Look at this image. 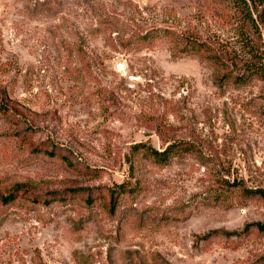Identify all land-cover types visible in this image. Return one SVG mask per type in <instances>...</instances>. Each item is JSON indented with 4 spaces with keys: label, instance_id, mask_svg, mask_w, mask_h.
Returning <instances> with one entry per match:
<instances>
[{
    "label": "rangeland",
    "instance_id": "obj_1",
    "mask_svg": "<svg viewBox=\"0 0 264 264\" xmlns=\"http://www.w3.org/2000/svg\"><path fill=\"white\" fill-rule=\"evenodd\" d=\"M15 187L0 264H264V0H0Z\"/></svg>",
    "mask_w": 264,
    "mask_h": 264
},
{
    "label": "trees",
    "instance_id": "obj_2",
    "mask_svg": "<svg viewBox=\"0 0 264 264\" xmlns=\"http://www.w3.org/2000/svg\"><path fill=\"white\" fill-rule=\"evenodd\" d=\"M165 152H167V148H166L165 150L161 151V152H157V151H155L156 159H157L158 161H161V160H162L161 158L164 157ZM19 186H20V185H19ZM18 189H19V187H15L14 190H12L11 192H8L7 194H0V200H1L2 202H8V201L14 199V198L16 197V192H15V191H17ZM258 191H259V190H258ZM114 197H115V196H114V192L111 191V193H110V203H111V204H112L113 201H114Z\"/></svg>",
    "mask_w": 264,
    "mask_h": 264
}]
</instances>
